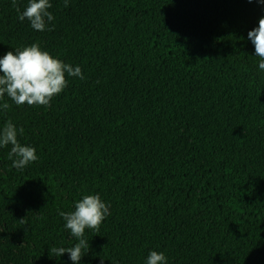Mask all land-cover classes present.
Returning a JSON list of instances; mask_svg holds the SVG:
<instances>
[{"label":"trees","instance_id":"1","mask_svg":"<svg viewBox=\"0 0 264 264\" xmlns=\"http://www.w3.org/2000/svg\"><path fill=\"white\" fill-rule=\"evenodd\" d=\"M21 11L28 0H17ZM53 30L0 0V57L33 43L81 68L11 121L38 159L0 147V264H73L58 211L108 206L79 264H264V70L248 38L258 0H50ZM54 26V27H53Z\"/></svg>","mask_w":264,"mask_h":264},{"label":"clouds","instance_id":"2","mask_svg":"<svg viewBox=\"0 0 264 264\" xmlns=\"http://www.w3.org/2000/svg\"><path fill=\"white\" fill-rule=\"evenodd\" d=\"M11 3L20 21L27 20L36 31L53 30L48 27V22L55 19L48 11L52 7L50 0H28L23 11L17 0H11ZM68 3L69 0H64L65 7ZM247 35L254 46L255 56L259 57V69L264 70V16L259 18L258 26L248 31ZM66 73L68 76L84 79L79 66L73 67L54 58L37 43L15 51H7L0 57V100L6 94L17 106L25 104L48 106L52 98L59 95L67 86ZM0 107L6 110L10 105L5 102ZM18 132L23 134V127L17 129L10 120L7 121L0 129V147L11 145L8 159L12 160L13 167L23 169L35 162L38 157L34 147L22 145L18 141ZM58 215L64 219V227L78 243L67 248L53 247L50 252L55 257L68 253L73 264H79L85 254L82 250L89 248L88 241L83 238L85 229L98 232L105 217L110 215L109 208L99 194H88L75 203L74 211H58ZM146 264H166V257L163 252L150 251Z\"/></svg>","mask_w":264,"mask_h":264}]
</instances>
